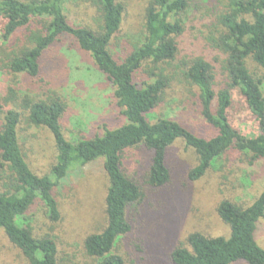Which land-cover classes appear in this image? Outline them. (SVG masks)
<instances>
[{
	"label": "trees",
	"instance_id": "trees-1",
	"mask_svg": "<svg viewBox=\"0 0 264 264\" xmlns=\"http://www.w3.org/2000/svg\"><path fill=\"white\" fill-rule=\"evenodd\" d=\"M67 0H0V20L5 21L1 41L10 43L22 35L29 44L11 53L4 68L8 73L36 79L41 75L40 60L64 40L76 43L113 87V99L124 118L116 129H103L100 135L67 140L60 121L64 105L54 95L44 100L25 98L19 107L0 115V231L23 255L28 264H56V246L48 237L35 238L28 215L36 205L50 223L60 221L53 191L68 173L98 159L107 178L105 196L106 226L102 232L85 238V255L95 264H126L114 252L117 242L128 235L131 225L128 209L142 199L139 187L123 173V160L130 150L143 148L150 154L146 184L152 189L169 182L166 166L168 150L181 141L197 156L189 174L198 181L222 157L236 153L245 158L248 172L258 173L264 164V0H227L216 16L214 46L225 56V83L215 89L211 66L194 58L180 72L196 89L200 114L214 132L209 138L195 135L183 125L154 113L160 106L169 80L162 66H169L178 53L183 33V16L190 0H149L144 34L121 61L109 51L120 32L124 6L119 0H93L100 15L98 32L69 24L65 15ZM250 61L262 72L255 78L247 68ZM144 74L146 79L137 81ZM231 90H237L257 122L258 135L237 133L227 117ZM24 120L44 128L53 139L55 163L48 175L39 177L29 168L22 153L18 126ZM216 214L229 229L228 238L191 234L185 245L169 255L170 264H264V249L255 240L258 223H264V184L255 199L245 207L222 201Z\"/></svg>",
	"mask_w": 264,
	"mask_h": 264
},
{
	"label": "rangeland",
	"instance_id": "rangeland-1",
	"mask_svg": "<svg viewBox=\"0 0 264 264\" xmlns=\"http://www.w3.org/2000/svg\"><path fill=\"white\" fill-rule=\"evenodd\" d=\"M124 6L120 32L112 40L109 51L121 61L138 44L144 34L149 0H119ZM227 0H190L183 16V33L178 38V53L169 66H162L169 84L160 106L158 118L175 121L199 137L209 138L214 132L200 114L197 91L188 85L180 72L194 58H202L212 68L215 89L225 83V56L214 46L217 38L216 16ZM65 15L69 24L98 32L100 15L93 0H67ZM4 20H0V114L19 107L25 98L33 101L58 97L64 105L60 121L67 140L100 135L103 129H116L124 118L113 99V87L74 43L64 40L40 60L41 75L29 79L14 76L4 68L11 53L28 48L27 39L16 36L10 43L1 41ZM247 68L255 78L262 72L250 61ZM146 79L144 74L137 81ZM264 93V82L260 85ZM227 117L232 128L242 136L258 135L257 122L243 97L231 90ZM1 116V115H0ZM19 144L30 170L37 176L48 175L55 163L53 139L44 128L29 125L22 117L18 126ZM150 154L143 148L130 150L123 160V173L140 189L142 199L128 209L131 231L116 244L114 252L126 264H170V253L185 245L191 234L228 238L229 229L216 214L222 201L239 207L250 204L264 184V167L258 173L248 172L245 158L230 153L215 162L198 181L188 179L197 165V156L177 141L168 150L166 166L169 182L160 189L146 184ZM264 164V161H263ZM107 178L98 159L82 169L66 175L54 189L60 221L50 223L36 205L27 216L35 238L48 237L56 246V264H95L83 249L85 238L98 234L106 226L105 196ZM256 243L264 249V223L255 231ZM0 264H28L23 255L0 231ZM232 264H246L236 261Z\"/></svg>",
	"mask_w": 264,
	"mask_h": 264
}]
</instances>
